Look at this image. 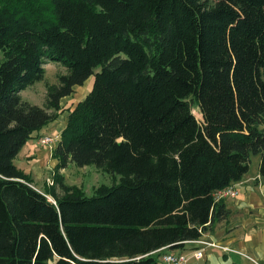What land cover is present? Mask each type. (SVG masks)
Returning a JSON list of instances; mask_svg holds the SVG:
<instances>
[{"label":"trees","instance_id":"trees-1","mask_svg":"<svg viewBox=\"0 0 264 264\" xmlns=\"http://www.w3.org/2000/svg\"><path fill=\"white\" fill-rule=\"evenodd\" d=\"M0 52V264H158L225 217L252 155L264 180V0H0ZM46 60L67 72L42 107L21 91ZM90 76L39 190L14 159ZM69 163L112 184L86 196Z\"/></svg>","mask_w":264,"mask_h":264},{"label":"crops","instance_id":"crops-1","mask_svg":"<svg viewBox=\"0 0 264 264\" xmlns=\"http://www.w3.org/2000/svg\"><path fill=\"white\" fill-rule=\"evenodd\" d=\"M75 87L76 85L73 86V91ZM71 97L72 94L65 96L61 102ZM83 97L84 95L75 100L73 98L70 101L66 100L68 106H64L65 117L68 113L67 109ZM59 116L42 127L38 135L40 137L52 136L55 131L60 134L65 126V120L59 122ZM47 153L50 161H46ZM18 159L21 162L19 165L15 163ZM14 164L25 174L31 176L34 184L42 186L44 170L55 166L56 161L51 159V150L47 146L40 144L39 139H32L22 147L14 159ZM59 172L62 174V170ZM233 186L237 188L238 195L235 198L222 199L226 210L223 219L216 221L197 241L185 244L183 250L165 249L161 251V254H184L188 257L186 264H264V180L259 177L258 166L253 175L247 173ZM198 241L212 242L227 250L210 247ZM199 249L203 250V254L201 258L196 259L192 251ZM157 261L158 264H162L160 257Z\"/></svg>","mask_w":264,"mask_h":264},{"label":"rangeland","instance_id":"rangeland-1","mask_svg":"<svg viewBox=\"0 0 264 264\" xmlns=\"http://www.w3.org/2000/svg\"><path fill=\"white\" fill-rule=\"evenodd\" d=\"M1 58H2V54L0 52V60ZM43 67L45 69L43 78L39 81H36L34 84L29 85L24 90H22L21 97L23 100H26L30 103H34L39 106L45 107L48 86L58 84L59 75L65 74L67 72V69L61 63L57 61H53V60H46ZM92 82H93V79H92V76H90L83 82L82 85H76L73 93H71L72 94L71 98L63 99L62 102L60 101L61 110L58 114V116L60 115L59 122L65 120L64 106L65 105L68 106L67 104L68 102H66V100L70 101V99L72 98L73 100H75L76 98H80L83 95L85 96L89 92L92 86ZM193 113L197 119L201 120V115L198 112L197 107L195 106L193 107ZM58 135H59V132L55 131V134L52 136H58ZM46 136H50V135H46ZM44 146H47V145H44ZM53 148H54V145L52 146L51 149L50 148L49 149L52 150ZM45 158H46V161H50L48 153ZM37 159H39V157H37ZM51 159L53 158L51 157ZM259 159H260L259 155L251 156L250 169L248 171V175L254 174L259 164ZM15 163L19 165L21 163L20 159L16 160ZM25 164L27 165L26 162ZM54 173H55V166H53L50 169L46 168L43 174L44 176L43 185L39 186L34 183L33 184L35 185L37 189L43 190V186L47 184V180H50L54 183L53 181ZM61 173H62L61 175L64 177L66 184L78 187L81 190V192L86 196H92L94 194L93 191L97 186L101 184L111 185L113 181V177L111 175L105 173L100 168H96L93 165L78 167L74 165L73 163H69L65 167V169L62 170Z\"/></svg>","mask_w":264,"mask_h":264},{"label":"built area","instance_id":"built-area-1","mask_svg":"<svg viewBox=\"0 0 264 264\" xmlns=\"http://www.w3.org/2000/svg\"><path fill=\"white\" fill-rule=\"evenodd\" d=\"M58 140H59V135L58 136H41L39 138V142L43 145H47L50 149L52 148L53 145L55 146L57 144ZM46 185L52 186L53 182L50 180H47ZM237 195H238V190L235 186L232 185V186H229L227 188H224L222 190L215 192L214 198L215 200L224 199L227 197L235 198ZM48 199L52 201L50 197H48ZM198 242H200L201 244H206L207 246H210V247L227 250V248L221 247L212 242L211 243H205L202 241H198ZM202 252H203L202 249L194 250L192 251V255L194 258L199 259L202 257V254H203ZM160 260L162 264H186V262L188 261V257L184 254L165 253L160 257Z\"/></svg>","mask_w":264,"mask_h":264}]
</instances>
